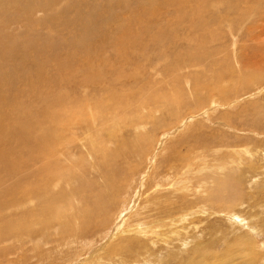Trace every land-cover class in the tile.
Here are the masks:
<instances>
[{"label": "rangeland", "instance_id": "rangeland-1", "mask_svg": "<svg viewBox=\"0 0 264 264\" xmlns=\"http://www.w3.org/2000/svg\"><path fill=\"white\" fill-rule=\"evenodd\" d=\"M70 1L0 0V54L19 50L0 74H16L23 118L66 125L40 124L50 155L23 157L35 191L0 201V264H264V0H159L144 15V0ZM83 22L96 52L66 57ZM148 25L176 39L121 40ZM36 44L61 47L69 70L48 61L33 94L20 56Z\"/></svg>", "mask_w": 264, "mask_h": 264}, {"label": "bare ground", "instance_id": "bare-ground-1", "mask_svg": "<svg viewBox=\"0 0 264 264\" xmlns=\"http://www.w3.org/2000/svg\"><path fill=\"white\" fill-rule=\"evenodd\" d=\"M72 1V0H71ZM70 1V2H71ZM82 1V0H81ZM87 1V0H86ZM105 1V0H104ZM159 0H147V1H142L141 4L144 3V6H141V10L140 12L144 15V13L146 12H149V11H142L144 10L145 8H142V7H146L148 6H151L152 4L154 5H157V2ZM194 1V0H193ZM202 1V0H201ZM162 3V1H160ZM183 2V1H181ZM125 3V2H124ZM140 3V2H139ZM149 3V4H148ZM164 3H166L167 5L169 4H172L174 3V0H164ZM190 4V2H188ZM78 4V2H77ZM96 4V3H95ZM105 4V2H104ZM148 4V5H147ZM184 4H186V2L184 1ZM82 5V4H81ZM183 5V3H182ZM187 5V4H186ZM196 5V4H194ZM200 5V4H199ZM220 5V4H219ZM218 5V6H219ZM32 6V5H30ZM42 6V4H41ZM79 8H80V5L78 4ZM104 6L106 5H103L102 6V9L103 11L104 10ZM128 6V5H127ZM159 6V5H158ZM193 6V5H192ZM207 6V5H206ZM221 6V5H220ZM27 7V6H26ZM25 7V8H26ZM43 7L47 8L46 6L43 5ZM82 7V6H81ZM155 7V6H154ZM195 6H193L194 8ZM38 8V7H36ZM158 8V7H157ZM192 9V7H190ZM27 9V8H26ZM26 9H23V8H20V11L21 12H27ZM25 10V11H24ZM146 10V9H145ZM152 10V9H151ZM195 10V8H194ZM96 11V10H95ZM136 11V10H135ZM138 11V10H137ZM153 12V11H152ZM197 12V11H196ZM6 13V12H5ZM103 13V12H102ZM154 13L152 14V16H154ZM189 14L191 12H188ZM198 13V12H197ZM202 13V12H201ZM79 14V13H78ZM199 14V13H198ZM135 15V14H134ZM133 15V16H134ZM191 15V14H190ZM105 16V15H104ZM131 16V17H133ZM194 16V15H193ZM197 16H200V15H197ZM135 17V16H134ZM64 18V19H63ZM145 18V17H144ZM143 18V19H144ZM190 18V17H189ZM205 19V16L202 17ZM57 19H61L63 20V24L60 23V25H62L61 27V31L62 32H65L64 30H69V29H73L74 27H76V21L75 20H72V21H67L68 17H65L63 15H56L53 19H52V22H55ZM77 19H80V15H78ZM138 19V18H137ZM136 19V20H137ZM146 19V18H145ZM144 19V20H145ZM120 20V19H119ZM122 20V19H121ZM125 20V19H124ZM128 20V19H127ZM155 20V19H154ZM214 20V19H213ZM129 21V20H128ZM152 21V19H151ZM199 21V20H198ZM202 21H204L202 19ZM120 22V21H119ZM123 22V21H122ZM156 22V21H155ZM159 22V21H158ZM195 22V21H194ZM50 24V23H49ZM56 24V23H55ZM127 24V23H126ZM129 24V22H128ZM127 24V25H128ZM141 24H143V21L141 22ZM59 25V24H58ZM83 27L86 26L85 28V31L87 33V36L88 37H85V36H82V35H76L75 36V41L74 42H70L68 43L67 40L65 41V44L64 46L66 48H68L66 51V57H74L76 54L78 53H82V54H85V55H88V54H93L94 52H96L94 50V42L92 40H90V36H91V31L89 29V25L87 24V22H83ZM136 25V24H135ZM202 25V24H201ZM149 26V31H145L143 34H141L140 32L138 34H132L129 30V32H124V36L121 37V40L122 41H125V40H129V39H132V38H136L137 40L139 39H146L148 38L149 36V33H151V41H154V40H157L158 41H169V40H172V39H176L175 38H172L170 37V35L166 36L164 35V31L162 32L161 31H156V32H152V30L154 29V25ZM159 26V25H158ZM206 26V25H205ZM50 27V26H49ZM51 27H55V26H51ZM197 27V26H196ZM157 28V27H155ZM201 28V27H200ZM59 30V29H58ZM76 30V29H75ZM80 30V29H79ZM108 30V26L107 25H103L99 28V31H98V36L100 39H105V38H109L108 34H107V31ZM116 30V29H115ZM141 30V29H140ZM156 30V29H155ZM114 32V31H113ZM134 32V31H133ZM54 33V32H53ZM74 33V32H73ZM122 33V32H121ZM55 34V33H54ZM53 34V35H54ZM52 35V34H51ZM50 35V36H51ZM116 37L118 36L116 33H115ZM113 36V35H112ZM112 36L110 35L111 37V42L113 41V38ZM50 38V37H49ZM118 38V37H117ZM43 40H45L46 38H42ZM51 39V38H50ZM64 39V38H62ZM68 39V38H67ZM120 39V38H119ZM118 39V40H119ZM65 40V39H64ZM134 40V39H133ZM42 41V40H41ZM54 41V40H53ZM58 41V40H57ZM91 41L93 43H91ZM117 41V40H116ZM115 41V42H116ZM120 41V40H119ZM55 42V41H54ZM103 42V41H102ZM105 42H109V39H107V41ZM104 43H101V44H105ZM127 42V41H126ZM145 42V41H144ZM59 43V42H58ZM44 44V43H43ZM63 44V43H62ZM61 44V45H62ZM96 44V43H95ZM131 44H133V41L131 42ZM121 45V44H119ZM196 45V44H195ZM199 45V43H198ZM15 46V45H14ZM14 46H11L10 48H8V50H6V53H1L0 54V72L3 71V67L5 66V63L7 60H11V59H16V58H19V50H12L11 53H9L8 51L11 50L12 48H14ZM63 46V47H64ZM96 46V45H95ZM44 47V46H43ZM47 47V46H46ZM124 47L126 48V46H123V49ZM32 48H35L36 50L33 52V54L31 55H26V57L24 56H20L22 57L21 59H24V62H25V68H23V72H24V76L25 78L24 79H28L26 81V87L29 89V91L31 90V92L34 94L35 91L39 88L37 87L38 83H39V80L42 78H44L46 75H45V72H42L44 70V68L46 67L48 61L49 63L50 62H53L54 64V67L55 69L57 70V68L60 70V68L62 67V70L64 69V71L69 67L66 66L67 64L65 63H59L58 59L59 57L57 55H54L51 53V51H58L60 48L59 47H56V48H59V49H47V48H39L38 45L36 44L34 47ZM120 48V47H119ZM2 49V48H1ZM91 49V50H89ZM56 53V52H55ZM64 54V55H65ZM32 59V60H31ZM30 62V64H29ZM74 63V62H73ZM24 64V63H23ZM59 65V67H58ZM24 66V65H23ZM48 66V65H47ZM77 68V67H76ZM74 69V68H73ZM69 70V68H68ZM16 71V70H14ZM7 73V74H5ZM5 73L3 75L0 74V201L3 200L6 205L10 204L13 202V198H14V195L21 189L24 188V190L26 189L25 187L28 186L29 190H30V194L32 195L33 191L34 190V187L30 186V182H33L35 178V176L40 173L41 169H34V168H28L25 164L23 165V157H30V158H34L35 154L38 152L40 154V157L42 156V154H44V151L46 150L47 154L45 156H49L50 153H51V150L49 148V143L51 142V138L50 136L47 134L46 130L47 129H44V127H42L41 129L40 126L41 125H44V124H57V122L59 121L55 116L53 115H50L49 113H46L44 112L45 115H41V116H37V119L36 120H32L31 118H23V102H21L20 98L21 95H22V92H16L15 90H13L12 88V84H13V81L15 80V78H13L12 76L16 75L15 73L13 74H8L9 72L5 71ZM63 73V72H62ZM23 74V73H22ZM60 74H58L59 76ZM64 75V74H63ZM75 75L76 76H79V72H70L69 73V77H68V80L65 82V84H67L68 82H71L70 80L72 78H74L73 76ZM23 76V75H22ZM21 76V77H22ZM57 76V77H58ZM20 77V76H19ZM55 76V78H57ZM60 77V76H59ZM58 77V78H59ZM50 78V77H49ZM48 77H45V81L46 82H51V79H49ZM54 78V77H53ZM61 78V77H60ZM62 79V78H61ZM66 79V78H65ZM75 79V78H74ZM19 80V79H18ZM21 81V80H20ZM83 81L84 82H88V80H86L85 78H83ZM24 82V81H23ZM54 82V81H53ZM82 82V81H81ZM80 82V83H81ZM75 83V82H74ZM50 84V83H49ZM81 86V85H80ZM11 87L12 92L8 93L7 90L6 92L8 94H10L9 96L6 95V93L4 92V89L6 88H9ZM37 87V88H36ZM10 89V88H9ZM10 89V91H11ZM17 89V88H16ZM35 90V91H34ZM24 92V91H23ZM25 93V92H24ZM113 96L111 97V100H113V102L115 101L118 105L119 103H122V99L120 100L118 97H116L114 94H112ZM47 98V96H45ZM64 101V100H63ZM61 104V103H60ZM15 105V106H14ZM123 105V104H122ZM61 106V105H60ZM102 104H97V112L101 110L102 108ZM107 106V105H106ZM3 108H10V112H7V111H3ZM64 108V107H62ZM59 109V107H58ZM25 111V109H24ZM60 111V109H59ZM63 111V110H62ZM91 111V110H90ZM64 113V111H63ZM66 113V112H65ZM92 113V112H91ZM67 114V113H66ZM64 116V114H63ZM67 116V115H66ZM103 116V115H102ZM45 117V118H44ZM95 120V119H94ZM67 123V121H66ZM41 124V125H40ZM60 124H61V127H60ZM59 125H56L58 130L60 129V132L61 130L64 129V127H66V125H62L64 124V121L63 122H60ZM68 127V125H67ZM37 130H40L39 132ZM65 130V129H64ZM63 133V132H62ZM53 135H51L52 137ZM58 136V135H56ZM60 136V135H59ZM58 138L60 139L61 137ZM54 141V140H53ZM57 141V140H55ZM59 141V140H58ZM50 151V152H48ZM19 155L21 156V159L17 160L16 159V156ZM45 159V158H44ZM43 159V161H44ZM48 159V158H47ZM42 161V160H40ZM47 161V160H46ZM45 162H41V164H43ZM31 164V162H30ZM33 166V164H32ZM35 166V165H34ZM114 167V166H113ZM39 168V167H38ZM185 168V167H184ZM60 169V168H59ZM47 170V169H46ZM45 170V171H46ZM48 171V170H47ZM60 171V170H59ZM49 172V171H48ZM48 172L44 175V180L45 182L49 181L48 179L51 180V175H47ZM44 173V172H43ZM54 174V173H52ZM39 180V178H38ZM43 180V179H42ZM231 182V180H230ZM26 185H23L25 184ZM35 184L39 183V182H34ZM33 183V184H34ZM27 188V190H28ZM38 188V187H37ZM228 188V187H227ZM39 189V188H38ZM24 190L22 191V195L24 196L23 192ZM41 190V189H40ZM26 192V191H25ZM29 194V195H30ZM28 195V194H27ZM34 195V194H33ZM230 195V194H229ZM217 201V200H216ZM130 205V204H129ZM88 209V208H87ZM43 210H47V209H43ZM93 210V209H91ZM2 211V208L0 207V212ZM88 211H90L88 209ZM96 211H99V209H97ZM95 217V216H94ZM93 221V220H92ZM241 221V220H240ZM237 223V222H236ZM88 224L91 225V220H88ZM242 225V224H240ZM245 225V223H244ZM80 228V227H79ZM86 228V227H85ZM105 237V236H104ZM108 237V236H107ZM106 237V238H107ZM76 239V238H74ZM106 240V239H105ZM107 241V240H106ZM105 241V242H106ZM110 242V240H109ZM112 242V241H111ZM190 243V242H189ZM91 244V243H90ZM187 244V243H186ZM105 245V244H104ZM184 247V246H183ZM92 248V247H91ZM76 253V252H75ZM112 253V252H111ZM110 253V254H111ZM92 256V255H91ZM90 256V257H91ZM92 258V257H91ZM163 260V259H162ZM157 263V262H156ZM83 264V263H81Z\"/></svg>", "mask_w": 264, "mask_h": 264}]
</instances>
